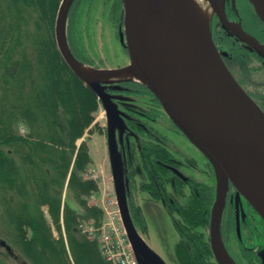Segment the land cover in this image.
<instances>
[{
    "label": "trees",
    "instance_id": "trees-1",
    "mask_svg": "<svg viewBox=\"0 0 264 264\" xmlns=\"http://www.w3.org/2000/svg\"><path fill=\"white\" fill-rule=\"evenodd\" d=\"M61 2L0 0V235L9 239L7 252L16 249L17 257L27 264H109L98 241L79 227L82 221L99 224L102 220V209L90 202L98 183L86 176L92 157L83 138L86 132L99 128L94 121L102 101L72 71L58 49L55 23ZM91 2L69 3L66 40L78 61L93 66L81 30L83 10ZM109 20L115 30L122 24L121 0H113ZM224 46L231 47L229 43ZM220 53L223 58L224 51ZM232 53L245 71L247 59L239 51ZM104 86L128 101L119 121L121 168L133 220L142 219L140 211L133 208L137 187L151 191L155 198L164 196L181 237L175 246V260L211 264L202 229L208 226L215 197L213 166L206 161L196 169L200 177L191 176L187 181L174 175L167 164L192 166L196 161L174 148L167 135L154 126L164 112L153 93L131 79L105 82ZM262 89L264 98V85ZM141 95L147 98L143 107L134 102ZM129 96L131 102L126 99ZM170 187L177 189L179 197L172 203L167 198ZM250 257L252 262L258 259ZM0 264H6L1 254Z\"/></svg>",
    "mask_w": 264,
    "mask_h": 264
},
{
    "label": "water",
    "instance_id": "water-1",
    "mask_svg": "<svg viewBox=\"0 0 264 264\" xmlns=\"http://www.w3.org/2000/svg\"><path fill=\"white\" fill-rule=\"evenodd\" d=\"M223 1L225 2V0ZM248 1L252 5L256 15L264 23V17L256 10V0ZM262 1L264 3V0ZM70 2L71 0H62L57 13L55 38L58 49L72 71L98 93L104 106L106 113V141L114 191L122 222L136 257L141 255L140 253H143L150 258L154 264H166V262L151 249L137 233L128 209L123 172L118 164L115 145V128L116 123L119 122L120 116L112 101L111 94L105 89L104 83L107 81L103 79L94 82L87 81L84 76L71 65L69 60L65 57L60 45V40L63 36L62 22ZM121 4L123 30L119 32V40L127 51L129 64L118 70L125 71L131 68L136 78H117L113 81L135 79L143 84L159 101L172 123L207 158L213 166L215 173L219 171L223 180V195L221 190L218 189L217 180V193L211 210L209 233L210 244L214 255L219 264H224L216 244L218 222L224 197L229 182L236 186L238 185L235 180L237 171L234 165L246 166L264 171V131H253L250 126L245 123L239 125H233L230 122L223 123L217 120L218 118L209 116L205 111L207 107L203 102L202 96L196 93L192 87L172 76V74H170L158 61L150 43V32L155 25L162 32L168 31L167 0H121ZM212 8L222 27L232 32V34L241 41L264 56V43H260L257 39L248 34L239 23L230 21L226 16L224 4L222 10L216 4H212ZM198 41L208 52L212 45L213 49L222 60V63L227 68L222 59V54L213 41L210 31L208 38H199ZM68 51L70 55L78 61L70 50ZM231 75L242 92L248 96L264 114V111L238 83L232 73ZM0 243L2 245L5 244L4 240H1ZM7 248L9 249L8 246Z\"/></svg>",
    "mask_w": 264,
    "mask_h": 264
},
{
    "label": "bare ground",
    "instance_id": "bare-ground-1",
    "mask_svg": "<svg viewBox=\"0 0 264 264\" xmlns=\"http://www.w3.org/2000/svg\"><path fill=\"white\" fill-rule=\"evenodd\" d=\"M256 3L257 12L264 17L263 1L256 0ZM212 4L223 9V0H167L169 29L162 32L156 25L151 29L152 50L172 76L202 96L209 116L233 125L245 123L251 130L263 132L264 114L242 92L212 45L208 52L199 44V38L206 39L209 36L208 23L213 13ZM60 41L65 57L89 82L136 78L131 68L122 71L80 63L70 55L63 36ZM234 168L237 171L235 180L238 190L264 218V171L240 165H234ZM216 175L218 189L222 192L223 180L219 171H216ZM216 244L223 263L234 264L218 233Z\"/></svg>",
    "mask_w": 264,
    "mask_h": 264
},
{
    "label": "rangeland",
    "instance_id": "rangeland-1",
    "mask_svg": "<svg viewBox=\"0 0 264 264\" xmlns=\"http://www.w3.org/2000/svg\"><path fill=\"white\" fill-rule=\"evenodd\" d=\"M112 3L113 0H92L89 7H85L82 13L81 30L83 41L89 56L95 63L93 67L96 68L119 69L127 65L129 62L128 54L119 40V32H122L123 30L122 24L117 25L115 30L113 23H111L109 20V13ZM231 6L237 7L240 10L242 2L239 6V3L237 4L236 0H231ZM242 10L244 9L242 8ZM66 16L67 15L65 14L62 22V34L67 47H69L68 42L66 41ZM214 25L218 26V21H215V13L213 12L208 23L211 35L213 34ZM116 33H118V37ZM68 50H70V48H68ZM231 68L237 78H239L242 82L243 88L246 90V92L248 91V93H250V95L260 102L264 107V98H262V85H264L262 80L264 79V75L258 61L248 59L244 69L245 71L239 67L237 62H233L231 64ZM103 80L111 82V80L113 81L115 79ZM126 99L130 100L129 102H131L130 96ZM120 100L123 102L126 101L122 98ZM134 102H136V104L137 102L139 103L137 106L143 107V105H145L142 100L139 102L138 100L134 99ZM127 103L128 101H126V104L117 103L115 107L116 109L118 108L121 110L123 107H125V105L127 106ZM94 123H97V126H99L100 129L93 128L91 132H86L83 138H85L88 143L89 151L92 157V162L89 165V168H95V174L97 176L95 181L98 183V190L95 193L100 194L101 188L111 191L113 187V179L106 142V113L102 104H100L99 110L96 113ZM154 126H156L161 132H165L168 138L171 139L178 148L191 154V156L196 160L198 167L204 166L205 157L189 140H187L178 132L169 128L171 123L166 114L160 116L159 120L155 122ZM115 145L118 164L124 174V170L121 168L122 153L120 148V129L118 126L115 129ZM185 172L190 173L191 175L193 174L195 177H200L196 170L192 171V169H189L185 170ZM232 185L234 186L233 188H235L236 192L239 191L236 185ZM134 193L136 194L137 202L141 206L142 214L144 216L143 224H145V230H142L143 228L140 224L133 222L137 233L144 240V242L151 249H153L167 264H176L175 260L169 257L173 252L174 242L178 238L177 231L174 227L171 216L159 204H155L154 206L152 205L151 208L149 207L150 211H148L146 205L148 202L151 204L148 194L145 191H141L139 187L134 190ZM90 202L93 203L91 197ZM242 203V197H238L237 205ZM245 209H247L246 206ZM252 229L255 240H257L256 242L259 244L262 243L264 240V232L259 220ZM2 230L3 220L0 214V232ZM0 237L5 240L4 245L0 244V254L4 256L6 264L26 263L23 259L17 257V254L19 253L16 249L13 248L12 252H7L6 247L10 245L9 239L3 236V234H1ZM261 246H263V244H261L260 247ZM137 258L139 264H152V261L143 257L142 255L137 256Z\"/></svg>",
    "mask_w": 264,
    "mask_h": 264
},
{
    "label": "flooded vegetation",
    "instance_id": "flooded-vegetation-1",
    "mask_svg": "<svg viewBox=\"0 0 264 264\" xmlns=\"http://www.w3.org/2000/svg\"><path fill=\"white\" fill-rule=\"evenodd\" d=\"M241 2H242V6H240ZM236 3L237 4L239 3V6L241 8L240 10L237 7L231 6V0H225L224 10H225L227 18L230 21L239 23L240 26L248 34H250L252 37L257 39L260 43H264V27H263L264 23L262 22V20L258 16L255 15L256 13H255L252 5L249 3L248 0H236ZM242 8L244 10H242ZM215 21H218V26H215V25L213 26V34H212L213 40H214V43L216 44L218 50L222 53L224 51V54H225V56H223V58L225 60L224 62H226L227 65L231 68V64L233 62H235L234 55H233L232 51L236 50V51H239L240 54L242 55V57L246 58L247 61H248V59L257 60L260 67H261V70L263 71V75H264V59L261 58L262 55L260 53H258L257 51H255L254 49H252L248 44L241 41L238 37H236L234 34H232V32H230L226 28L222 27V25L220 24L219 19L217 18L216 15H215ZM225 43L226 44L229 43L231 45V47L229 48V46H227V47L224 46ZM242 75H243V73H242ZM131 80H134V79H131ZM137 82H139V81H137ZM107 91L109 92V94H111L112 101H113L114 105H116L117 103H119V104L125 103L126 104V102H123L120 100L121 97L118 95V93L111 92L112 90H110V91L107 90ZM145 96L142 97V95H141L137 98L135 97V99L139 100V101L142 100L144 104H147L146 103L147 98H145ZM161 108H162V106H161ZM162 110H163V108H162ZM122 112H123L122 109L121 110L118 109L119 114L120 113L122 114ZM163 112H164V110H163ZM164 114H166V113L164 112ZM153 124H155V122ZM117 126L120 129V126H121L120 121L116 123V128H117ZM169 128L178 132L179 134H181L183 137L186 138V136L172 122H171V126H169ZM170 141H171V144L173 145L174 148L179 150L182 154L186 155L187 157L194 159L191 156V154H189V153L183 151L182 149L178 148L173 143V141L171 139H170ZM121 147H122V136H121V130H120V148ZM121 153H122V150H121ZM178 154L179 153H177V155ZM178 156L182 157V155H180V154ZM172 161L177 163V161L175 159H172ZM206 161H208V160L205 157V163H206ZM205 163H204V165H205ZM195 165H192V166L188 165L187 166V165L178 164V166H176L173 164H167V166L170 168V170L173 172L174 175L179 176L180 178H182L185 181H187L191 176H193V174L191 175L190 173L185 172V170L192 169V171H195L198 167L197 162ZM123 177H124V174H123ZM233 187L234 186L229 182L228 189L226 191V194L224 197V202H223V204H224L226 201L227 204H226V209H225L224 214H223L222 223H220V217H219L218 234L220 236V240H221L226 252L228 253L230 258L234 262V264H264V240L260 244L257 243L256 242L257 240H255V236L253 234V229H252L255 226L256 222H258V220H259L260 225H261L263 232H264V221L259 216V214L254 210V208H252V206L248 203V200L246 198H244L243 194L240 191L236 192L235 188H233ZM188 190H189L188 186L185 187L184 193H187ZM141 191H145V190H141ZM169 191L170 192L167 194V198H168V201L172 203V202H174V200L179 198L176 195V194H178V192H177V189L174 187H170ZM145 192L148 194V197L151 201V204H149V202H148L146 205L147 210L150 211V208L152 207V205L154 206L155 204L156 205L159 204L171 216L174 227L176 229V225H175L174 220H173V215L171 214V212L167 206L168 204H167V201L165 200L164 196H162L160 198H155L151 194V191L146 190ZM125 193H126V191H125ZM216 193H217V187H216V191H215V197H216ZM133 196H134L133 208L139 210L140 215L142 217L141 221L136 222V223L141 225V227L143 228L142 230H145V224H143V221H144L143 217L144 216L142 214L141 206L137 202L136 194L134 193V191H133ZM215 197H214V200H215ZM238 197H242V201H243L242 204L237 205V198ZM126 200H127V197H126ZM214 200H213V203H214ZM213 203H212V206H213ZM244 205L246 206L247 209H245ZM212 206L210 209L208 226L204 227L202 229V232L204 235V239L208 243V246H209V250H210L209 256H210L211 264H219L215 255H214L211 244H210L209 225H210ZM222 207H223V205H222ZM128 209H129V206H128ZM221 211H222V208H221ZM129 212H130V210H129ZM221 213L222 212H220V216H221ZM130 215H131V213H130ZM256 217L258 218V220ZM131 218H132V216H131ZM132 221L135 222L133 220V218H132ZM177 235H178V238L174 242L173 252L169 256L170 258H173L174 260L176 258L175 257V246L181 238L180 235L178 234V232H177ZM243 237H244V239H243ZM261 244H263V246L260 247ZM140 254L143 257L148 258L143 253H140ZM251 255H253L254 257H256L258 259L253 260V262H252V259L250 257ZM148 259L150 260V258H148ZM150 261H152V260H150ZM175 263L180 264L176 260H175ZM152 264H154V263L152 262Z\"/></svg>",
    "mask_w": 264,
    "mask_h": 264
},
{
    "label": "built area",
    "instance_id": "built-area-1",
    "mask_svg": "<svg viewBox=\"0 0 264 264\" xmlns=\"http://www.w3.org/2000/svg\"><path fill=\"white\" fill-rule=\"evenodd\" d=\"M86 174L88 178L94 180L97 177L95 168H88ZM91 199L94 204L102 208L103 218L99 224L93 221L80 222L81 232L97 239L109 264H138L121 221L113 187L111 191L101 188V193H93Z\"/></svg>",
    "mask_w": 264,
    "mask_h": 264
}]
</instances>
